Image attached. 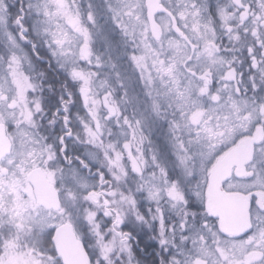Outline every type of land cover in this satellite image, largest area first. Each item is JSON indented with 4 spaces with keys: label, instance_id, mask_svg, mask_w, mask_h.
<instances>
[{
    "label": "snow or ice",
    "instance_id": "snow-or-ice-1",
    "mask_svg": "<svg viewBox=\"0 0 264 264\" xmlns=\"http://www.w3.org/2000/svg\"><path fill=\"white\" fill-rule=\"evenodd\" d=\"M264 264V0H0V264Z\"/></svg>",
    "mask_w": 264,
    "mask_h": 264
},
{
    "label": "water",
    "instance_id": "water-1",
    "mask_svg": "<svg viewBox=\"0 0 264 264\" xmlns=\"http://www.w3.org/2000/svg\"><path fill=\"white\" fill-rule=\"evenodd\" d=\"M64 249L72 264H80L82 252L71 239L65 240Z\"/></svg>",
    "mask_w": 264,
    "mask_h": 264
}]
</instances>
